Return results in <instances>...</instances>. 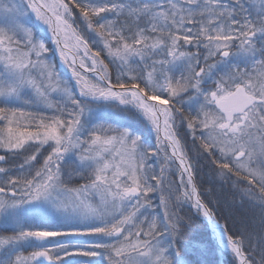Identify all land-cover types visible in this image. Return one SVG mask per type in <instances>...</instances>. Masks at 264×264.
Returning a JSON list of instances; mask_svg holds the SVG:
<instances>
[{
    "label": "snow or ice",
    "instance_id": "6c2138e0",
    "mask_svg": "<svg viewBox=\"0 0 264 264\" xmlns=\"http://www.w3.org/2000/svg\"><path fill=\"white\" fill-rule=\"evenodd\" d=\"M185 125L259 233L202 199ZM0 153V264H203L185 205L232 264H264V0H0Z\"/></svg>",
    "mask_w": 264,
    "mask_h": 264
},
{
    "label": "trees",
    "instance_id": "16d2710c",
    "mask_svg": "<svg viewBox=\"0 0 264 264\" xmlns=\"http://www.w3.org/2000/svg\"><path fill=\"white\" fill-rule=\"evenodd\" d=\"M193 147L187 148L189 151H193ZM192 155L196 157L197 161L196 183L202 198L217 210L220 220L224 223V218H227L233 232L255 230L259 233L257 225L260 209L254 207L247 199L241 198L238 188L233 187L236 178L222 179L208 158L199 152ZM243 187L245 185L239 186V188ZM189 216L193 217L192 235L206 242L203 254L193 258L202 261L203 264H232V257L220 255L219 249L210 237V229L202 218H196L192 212H189Z\"/></svg>",
    "mask_w": 264,
    "mask_h": 264
},
{
    "label": "rangeland",
    "instance_id": "374dc122",
    "mask_svg": "<svg viewBox=\"0 0 264 264\" xmlns=\"http://www.w3.org/2000/svg\"><path fill=\"white\" fill-rule=\"evenodd\" d=\"M78 30L81 31V34L84 35L85 38L88 39L90 43L92 42V39H93L92 34H90L89 32L85 31L84 30V26L82 24H79L78 23ZM36 35H37L38 38L44 39L48 43V46L50 48H54V46L51 44V42L49 40V35L50 34L47 33V32H45L43 27L38 32H36ZM102 55H103V53H102ZM49 57L56 64L57 69L60 71L62 77L64 79H69L70 78V72L66 69V67L60 61L58 53H55V54L49 53ZM109 70H110V72L112 74V77L114 79L115 78V72H116L115 66L114 65H110L109 66ZM32 110L33 111H37V109H32ZM48 114H50V113H48ZM127 123L130 124L140 134L144 135V137L150 143H152V144L155 143L154 134L151 133L148 129L144 128L143 125H140V124H138L136 122H131V121H129ZM177 123L179 125V121ZM182 127L184 128V133L186 135H188L187 134V130H186V125L185 126H179V133L181 134ZM186 146L187 147L194 146L193 147V151H189L187 147H185V149L187 151V154H188L189 159L191 160V162L194 165V170H195V174H196V171H197V161H196V157L194 155H192V154L198 152V148H197L198 147V142H197V145H193L192 142H188V145L186 144ZM0 154H2V153H0ZM161 156H162V154H161ZM19 159H21V158H17V160L11 161V163H16ZM149 163H152L153 164V168L156 171V173L158 174L159 173V169H160V162H158V161L157 162L149 161ZM174 170H175V172L173 173ZM165 177H166V180H165V184H164V189H165L164 194L167 195L168 194V192H167V189H168V181H173L174 182L173 185H172L173 188H175L176 184H178V181H179V173H178L177 166L176 165H172L171 168H170V170L165 173ZM73 183L74 184L75 183H84V181L79 180L78 178H75L74 177ZM160 194L161 193L159 191L149 194V196H150V198L152 200V204H153V207L154 208L159 205V202H160ZM210 206H212V205L210 204ZM160 211L162 213V209H160ZM189 212H192V213L194 212L195 213V210L194 209L189 210L188 206L185 205V207L183 208V210L181 212V215H184V216H187L188 215L189 216ZM220 222L223 223L221 220H220ZM5 228H6V226L0 225V234H10V229H8L7 231H5ZM74 239H76V238H74ZM29 251H31V249H28L27 251H25L24 254L27 255ZM218 251L220 252V255L222 254V256H226V257H229V258L231 257L230 253L221 252L220 250H218Z\"/></svg>",
    "mask_w": 264,
    "mask_h": 264
},
{
    "label": "flooded vegetation",
    "instance_id": "af4514ba",
    "mask_svg": "<svg viewBox=\"0 0 264 264\" xmlns=\"http://www.w3.org/2000/svg\"><path fill=\"white\" fill-rule=\"evenodd\" d=\"M192 51H195V48L191 49ZM187 142H192V138L190 137V135L188 134V137L186 138Z\"/></svg>",
    "mask_w": 264,
    "mask_h": 264
}]
</instances>
